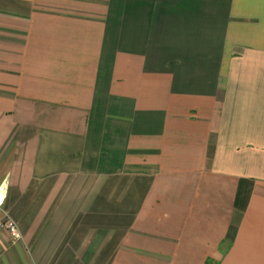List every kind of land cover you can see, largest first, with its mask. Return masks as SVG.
Returning <instances> with one entry per match:
<instances>
[{
  "label": "crops",
  "instance_id": "crops-1",
  "mask_svg": "<svg viewBox=\"0 0 264 264\" xmlns=\"http://www.w3.org/2000/svg\"><path fill=\"white\" fill-rule=\"evenodd\" d=\"M1 189L0 264H264V0H0Z\"/></svg>",
  "mask_w": 264,
  "mask_h": 264
},
{
  "label": "built area",
  "instance_id": "built-area-1",
  "mask_svg": "<svg viewBox=\"0 0 264 264\" xmlns=\"http://www.w3.org/2000/svg\"><path fill=\"white\" fill-rule=\"evenodd\" d=\"M4 192L3 189L0 190V207L2 206L3 202H4ZM4 226L7 227V229L10 231L11 235L16 238L17 240H19L20 238H22V233L20 230L19 225L12 219L6 220V222L4 223Z\"/></svg>",
  "mask_w": 264,
  "mask_h": 264
},
{
  "label": "rangeland",
  "instance_id": "rangeland-1",
  "mask_svg": "<svg viewBox=\"0 0 264 264\" xmlns=\"http://www.w3.org/2000/svg\"><path fill=\"white\" fill-rule=\"evenodd\" d=\"M2 207V206H1ZM0 207V208H1ZM9 219H12V218H9ZM6 220H8V219H6ZM12 220H14V219H12ZM15 221V220H14ZM6 222V221H5ZM16 222V221H15ZM17 223V222H16ZM18 224V223H17ZM19 225V224H18ZM9 231V230H8ZM9 233H10V231H9ZM11 234V233H10ZM11 238H12V240L15 242L17 239L16 238H14L12 235H11Z\"/></svg>",
  "mask_w": 264,
  "mask_h": 264
}]
</instances>
